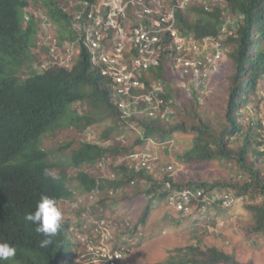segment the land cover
I'll return each mask as SVG.
<instances>
[{
  "label": "trees",
  "instance_id": "1",
  "mask_svg": "<svg viewBox=\"0 0 264 264\" xmlns=\"http://www.w3.org/2000/svg\"><path fill=\"white\" fill-rule=\"evenodd\" d=\"M222 1L223 6L213 4L209 10L202 4H193L177 10L176 16L178 28L184 32H192L199 38L216 35L220 25L228 22L224 16L226 11L240 18L234 28L232 23H229L235 33L225 40L226 53L230 50L228 48L230 44L234 45V49L229 53L233 70L229 76L226 127L214 131L197 112L203 95L202 87H195L194 84L191 95H188L180 87L175 86L164 97L168 104H172L178 110H183L180 108L181 104L191 105L193 112L185 113H191V116L198 120L197 125L191 126V130L197 133L194 143L183 154V161L186 164L235 159L241 168L248 172L250 179L244 182L218 180L211 183L178 181L174 186L219 187L244 196L257 193L264 195L263 173L254 161L249 163L251 154H258L256 144L258 147L264 145L262 138L264 133L256 132L254 123L253 125L249 123L245 131L241 121L242 108L249 105L256 108L262 101L258 96V90L264 83V0ZM28 4V0H0V242L9 243L17 249L14 258L0 261V264H10L11 260L16 264H76L74 254L70 257L65 256L69 249L77 247L69 240L72 222L70 217L62 219L61 229L47 248L39 247V241L45 237L36 233V225L24 219L27 212L36 210L42 195L54 198L58 207L61 201L62 207H67L65 199L73 197L74 188L81 192H89L98 187L101 190L98 205L107 207V202L116 199L109 198L108 190L111 187L121 188L129 185L133 179L137 181L136 186L143 180H149L152 182L150 187L143 191L146 197L154 193L161 183L154 174L135 172L121 166L114 167L119 174L124 173L117 181L101 179L93 172L78 170L75 178L79 187L69 183L70 177L62 167L57 175L52 173L58 164L50 160L47 151L41 147V138L57 127L61 118L76 102H86L90 108L89 113L73 115V123L83 122L86 127L102 120L104 116L110 117L115 126L107 128L106 139L117 138L127 130L119 128L120 112L111 102V81L92 64L82 43L80 54L70 68L52 66L42 72L30 69V74L24 79L17 74L22 64L34 57L31 48L36 46L39 37V35L37 37L39 19L35 20L31 16L30 21L24 25L22 10ZM53 4L49 2L47 14L53 23H58L60 43L76 39L71 16L64 12L61 6H57V3L51 6ZM151 78L169 80L174 78L166 59L152 70ZM138 120L147 135L161 136L163 139L171 138L176 132L188 130L184 123L166 124L167 122L160 116H143ZM261 120L259 119L257 123L264 127ZM241 133L240 147L235 149L231 142ZM131 150L127 146L103 147L98 143L83 142L72 152L71 163L73 167H80L83 163L95 164L106 151L116 156ZM260 155H264V150ZM162 195L164 194L160 193L154 197ZM149 201L139 221L129 229L130 235L147 223L152 210L155 209L151 204L152 199ZM249 208L254 211L255 217L252 230L254 233H263L264 202L261 205H249ZM166 264L242 263L215 246L203 249L200 246L189 245L176 249V254L170 255Z\"/></svg>",
  "mask_w": 264,
  "mask_h": 264
},
{
  "label": "built area",
  "instance_id": "2",
  "mask_svg": "<svg viewBox=\"0 0 264 264\" xmlns=\"http://www.w3.org/2000/svg\"><path fill=\"white\" fill-rule=\"evenodd\" d=\"M214 2L215 0H67L61 7L72 18L76 39L62 43L58 38L57 24L55 29L52 28L51 19L44 17L42 21V15L36 17L42 24L39 40L34 47L41 54L34 57L36 72L52 66L72 67L80 54L82 43L92 64L111 81V102L120 112L119 128L128 129L132 135L134 133L136 141L141 145L126 154L115 156L110 151L103 153L94 168L98 177L117 181L124 175L115 171L114 167L120 166L135 172L154 174L161 185L146 197L148 200L152 199L153 207L164 205L169 213L203 214L215 208L228 211L246 200L242 194L219 187L174 186L178 182L177 164L161 163L158 149L172 146L175 142L147 135L138 120L143 116H160L165 122H172L170 115L174 106L168 104L164 97L172 87L178 86L188 95H191L194 84L195 87L203 88V94L210 91L213 77L219 73L226 54L225 40L234 35L235 30L228 21L220 25L216 35L199 38L194 33L184 32L177 27L176 13L193 4H202L209 10ZM30 17L31 14L27 11L25 22L28 23ZM164 59L174 78H151L152 70L160 66ZM261 91L264 92L263 89ZM88 135L92 136L91 131ZM116 146L126 147L124 136L118 137ZM142 182L145 189L152 183L149 180ZM136 183L133 179L129 185L135 186ZM122 190L123 187L109 188V198L116 197ZM100 193L101 190L96 187L84 195L66 200L70 214L73 215L77 210L83 211L82 223H73L71 227L83 248L79 250L76 262L124 264L128 248L115 242V234L120 231H127L129 234V229L135 226V222L131 221L126 212L123 223L120 224L115 219L116 210L112 206L109 210L108 206L98 205ZM160 193L164 195L154 197ZM112 203L113 200L107 202L108 205ZM122 209L125 211L126 206Z\"/></svg>",
  "mask_w": 264,
  "mask_h": 264
},
{
  "label": "rangeland",
  "instance_id": "3",
  "mask_svg": "<svg viewBox=\"0 0 264 264\" xmlns=\"http://www.w3.org/2000/svg\"><path fill=\"white\" fill-rule=\"evenodd\" d=\"M28 6L22 10V14L29 11L31 16L36 20L37 15L50 17L47 14L49 10V2L54 4L51 6H62L67 0H28ZM170 2V0H166ZM214 4L224 5L222 0H215ZM225 18L230 19L234 26L240 21L239 17L232 15L226 11ZM41 21V22H42ZM26 25V22L24 23ZM41 25V26H40ZM56 24L52 23V28ZM38 35L40 36L41 23H38ZM58 27V23H57ZM56 29V28H55ZM39 37L36 42H38ZM230 50L224 56L221 62L219 73H217L212 81L211 89L206 94L201 95V104L198 107V113L203 121L208 123L214 131H218L226 127V103L229 86V76L233 70L232 62L229 58V53L234 49V45L230 44ZM32 56H40L34 47L31 48ZM34 57L25 61L17 71V74L24 79L32 70L36 71ZM264 83L258 90V96L262 99L256 108L252 105L244 107L241 110L243 122V129L246 131L247 125L251 123L256 125V132L264 133V127H260L257 123L262 119L261 125L264 126ZM184 107H189L184 109ZM89 106L86 102H76L71 105L69 111L61 118L57 127L47 132L42 136L40 144L48 153V157L58 166L52 170L54 175H57L63 168L69 175V183L79 187L78 180L75 178L78 170H84L89 173L98 174L94 170L95 164L83 163L80 167H73L72 152L79 148L83 142L98 143L103 147H113L117 145L118 137L124 136L126 146L133 149L141 146L135 139V134L127 129L126 133L120 134L117 138H105V133L109 126H115L113 119L104 116L102 120L84 127L82 123H73V115H83L89 113ZM178 110L173 107V113L170 115V120L166 124L184 123L188 130L176 132L171 138L163 139L161 136H156L159 140H173L174 145L159 148L161 155V163L175 162L177 164V180L178 181H207L209 183L214 181H236L244 182L250 179L246 170L241 168L239 163L234 160L218 159L210 162L186 164L183 161V154L189 150L197 133L191 130L193 124L197 125L198 120L191 116L193 112L191 105L181 104ZM75 111V113H71ZM191 112L186 114L185 112ZM73 121H78L73 119ZM115 128V127H114ZM89 131L92 136L89 137ZM242 133L234 137L231 145L238 149L241 144ZM264 139V136L262 137ZM92 140V141H91ZM255 147V146H254ZM258 154H251L249 163H256L260 168L264 177V155H260L264 150V145L258 147ZM97 162V161H96ZM62 167V168H61ZM94 170V171H93ZM75 178V179H74ZM75 193L81 194L80 190H75ZM145 185L140 182L137 186L126 185L123 186L120 192L108 209H115L116 218L120 224L123 223L125 214L129 215L131 221L138 222L146 205L150 203L147 197H144L143 191ZM256 194V193H254ZM246 201L232 207L228 211L221 209H212L203 214L182 215L181 213H169L165 206H159L152 210L147 223L137 228L135 232L127 234V231H120L115 234V242L117 244L126 245L127 255L124 264H166V260L170 255L176 254V249L184 248L189 245L200 246L203 249L215 246L220 250L231 254L236 261L242 264H264V232L254 233L252 230L255 225L254 211L249 208V205H261L264 202V195L262 193L246 194ZM112 202V201H111ZM126 209H122L123 206ZM119 203V205H118ZM127 212V213H126ZM112 213V212H110ZM70 240V238H69ZM133 241V242H131ZM72 249H69L65 256H70ZM10 264H16L10 261ZM80 264V263H78Z\"/></svg>",
  "mask_w": 264,
  "mask_h": 264
},
{
  "label": "clouds",
  "instance_id": "4",
  "mask_svg": "<svg viewBox=\"0 0 264 264\" xmlns=\"http://www.w3.org/2000/svg\"><path fill=\"white\" fill-rule=\"evenodd\" d=\"M25 16V14H24ZM25 23V18H24ZM27 24V22H26ZM45 175H47V170H45ZM87 192H82L81 194L75 193L71 199L65 200H72L77 195H84ZM62 201L57 205V201L54 198H50L48 195H42L40 200L36 205V210L34 212H27L24 216L26 222H30L36 225L35 231L37 234H42L45 239L39 241L40 248H47L49 245L53 243V237L58 234V231L62 227V219L65 217H70L72 219L71 226H70V240L74 242L77 247L72 249V254L76 256L79 253V250H83L81 245L76 240L74 233L71 231V227L73 223H82V210H77L73 215L69 213L67 207H62ZM64 215V216H63ZM75 216V218H74ZM16 247L6 243L0 242V261H8L15 257L16 255ZM70 255V256H71ZM68 256V257H70ZM77 264V262H76Z\"/></svg>",
  "mask_w": 264,
  "mask_h": 264
}]
</instances>
